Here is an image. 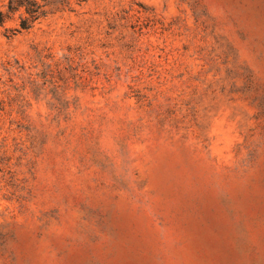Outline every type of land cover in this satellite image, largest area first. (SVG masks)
<instances>
[{"label": "rangeland", "instance_id": "obj_1", "mask_svg": "<svg viewBox=\"0 0 264 264\" xmlns=\"http://www.w3.org/2000/svg\"><path fill=\"white\" fill-rule=\"evenodd\" d=\"M44 1L0 28V264H264V0Z\"/></svg>", "mask_w": 264, "mask_h": 264}, {"label": "trees", "instance_id": "obj_2", "mask_svg": "<svg viewBox=\"0 0 264 264\" xmlns=\"http://www.w3.org/2000/svg\"><path fill=\"white\" fill-rule=\"evenodd\" d=\"M47 4L44 0H9L6 12H0V28L16 13H20L17 33L29 30L47 14Z\"/></svg>", "mask_w": 264, "mask_h": 264}]
</instances>
